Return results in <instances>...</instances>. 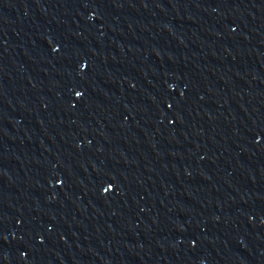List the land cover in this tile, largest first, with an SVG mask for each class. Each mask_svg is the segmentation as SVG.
Instances as JSON below:
<instances>
[{"label":"water","instance_id":"95a60500","mask_svg":"<svg viewBox=\"0 0 264 264\" xmlns=\"http://www.w3.org/2000/svg\"><path fill=\"white\" fill-rule=\"evenodd\" d=\"M0 264H264V0H0Z\"/></svg>","mask_w":264,"mask_h":264},{"label":"snow or ice","instance_id":"6c2138e0","mask_svg":"<svg viewBox=\"0 0 264 264\" xmlns=\"http://www.w3.org/2000/svg\"><path fill=\"white\" fill-rule=\"evenodd\" d=\"M55 50H56V51H59V49H58V48H57V49H55ZM77 95H80V93H77ZM166 107H167L168 109H173V103H167ZM59 183L63 184V181H62V180H60V181H59ZM105 191H108V189L106 188V189H105ZM24 255L26 256V255H27V253H24Z\"/></svg>","mask_w":264,"mask_h":264}]
</instances>
